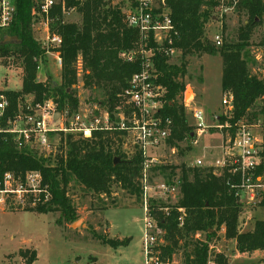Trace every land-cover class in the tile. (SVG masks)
<instances>
[{
	"label": "trees",
	"instance_id": "trees-1",
	"mask_svg": "<svg viewBox=\"0 0 264 264\" xmlns=\"http://www.w3.org/2000/svg\"><path fill=\"white\" fill-rule=\"evenodd\" d=\"M67 6H75L81 15L80 23H51V30L62 38L59 47L62 65L60 80L39 81L36 77L39 62L45 49L34 38L32 23L33 0H13L15 19L6 29H0L4 36L16 39L0 43V56L18 62L22 69L21 87L16 91H0L8 106L1 125L17 113L18 105L25 96H32V105L52 102L56 112L73 114L77 112L79 97L77 88V62L81 63L83 88L101 90L100 104L109 113L115 106L126 107L122 97L123 89L130 76L140 69V60L123 61L119 53L136 48L137 31L127 27L123 21L120 6L104 0H65ZM214 0H166L170 17L177 30L172 45L179 52L180 62L169 63V58L155 52L153 58L157 82L164 92V116L171 118L172 134L167 139L171 146L190 138L192 127L188 123L184 106L178 98L185 84L186 58L192 54L219 55L222 61L221 92L233 97V117L239 119L253 107L254 102L264 93V75L258 76L249 68L250 57L244 54L248 47L253 27L264 16V0H239L236 11L247 15L245 23L238 27L237 40L222 41L220 45L210 42L205 36V25L211 19ZM224 17L220 19L223 22ZM3 36V37H4ZM1 37L0 41L3 39ZM149 46H153L150 43ZM250 58V59H249ZM23 110V109H22ZM225 118L219 116V121ZM59 140L48 153L38 148L18 147L12 135L0 132V177L5 172L22 177L27 172L38 173L41 177L37 194L29 195L26 211L37 213L59 212L66 223L77 220L76 207L68 195L71 180L93 195L109 197L113 183L118 184L142 204L141 161L137 151L125 152L123 132L94 131L89 138L77 133L59 132ZM119 161L114 163V158ZM256 173L264 176V153ZM156 170L168 173V182L176 176L177 199L168 206L161 201L149 202V212L160 230L162 243L154 248V256L161 264H177L173 261L176 251L181 252L179 264H228L223 253L214 252L211 243L220 229L224 237L235 242L239 253L260 251L264 262V217L256 219L250 230L242 231L239 218L243 207L234 189H229L224 177L204 168L165 164ZM47 195V197H45ZM257 205L264 214V189ZM161 208V210H160ZM165 208V210H164ZM97 239L112 248L127 244V238L110 239L97 235ZM31 264L36 259L34 250L22 255Z\"/></svg>",
	"mask_w": 264,
	"mask_h": 264
},
{
	"label": "built area",
	"instance_id": "built-area-1",
	"mask_svg": "<svg viewBox=\"0 0 264 264\" xmlns=\"http://www.w3.org/2000/svg\"><path fill=\"white\" fill-rule=\"evenodd\" d=\"M214 2L210 20L219 22L222 17L236 9L239 0ZM56 9L62 16V22H65V14L76 10L75 6H67L65 0H33L31 30L34 38L45 49V53L53 54L55 63L61 68L59 47L62 38L56 31L51 30V23L57 19V15H53ZM120 11L125 25L137 31L138 44L134 49L120 52L119 58L127 62L140 60V69L130 76L122 92L126 107L117 105L109 113L104 106L99 115L90 118L79 111L69 115L64 112L59 113V119L55 120L57 113L52 102H47V108L39 104L35 107L29 104L26 109L18 107L17 113L7 119L4 127L1 121L8 101L5 95L0 93V132L12 135L18 147L34 146L40 152L46 153L53 149L51 138L55 133H77L89 138L97 130L123 132L124 147L126 146L129 152L137 151L142 157L140 182L141 208L146 214L145 264H161L154 253L153 256L148 253L155 243V235L160 232L149 212V201L152 195L162 197L174 194L177 178L173 177L171 182H156L154 187L151 186V179L154 172L158 171L157 167L172 163L167 160L177 155L178 146H171L167 142L172 134L173 123L171 118L162 113L165 90L157 82L153 58L155 52H161L169 59L176 54L177 49L172 43L177 30L170 17L166 0H128L127 5ZM15 12L13 0H0V29L11 25ZM212 39L215 45H220L219 34H214ZM150 43H153V46H149ZM76 65L78 70L81 69L79 60ZM221 105L222 113L215 116L216 122L212 125L206 123L203 110L192 108V132L190 138L185 140L195 146L209 128L221 132L218 156L204 162L203 155H200L190 163L184 164L186 167L204 168L216 175H222L229 189L235 190L240 202L257 204L264 189V176L256 173L261 154L264 153V93L256 99L245 115L233 122H230L233 117V97L230 93H222ZM220 115L225 118L223 122L219 121ZM40 181V175L35 172H27L22 177L11 172L3 173L0 177V211L27 208L28 196L41 191L38 189Z\"/></svg>",
	"mask_w": 264,
	"mask_h": 264
},
{
	"label": "rangeland",
	"instance_id": "rangeland-1",
	"mask_svg": "<svg viewBox=\"0 0 264 264\" xmlns=\"http://www.w3.org/2000/svg\"><path fill=\"white\" fill-rule=\"evenodd\" d=\"M112 5L124 8L128 0H104ZM213 10V9H212ZM65 22L80 23L81 15L78 11L65 14ZM247 15L236 10L224 16L223 22L209 20L205 25V36L213 42L214 34H219L222 41L234 42L237 40L238 27L245 23ZM253 27L249 38V46L244 49V54L250 57L249 68L252 73L264 75V16ZM0 32V39L3 37ZM34 36V34H33ZM169 63L180 62L179 52L169 59ZM60 67L55 63L53 54L45 53L37 67V79L39 81L60 80ZM221 71L222 61L219 55L192 54L186 58V74L182 78L185 89L178 98L184 106L188 123L192 125L190 115L192 108L204 111L206 123L212 125L216 122L215 116L221 114ZM22 69L18 62L12 59L6 60L0 56V91H16L21 87ZM81 69H77L79 87L77 95L79 106L77 111L86 114L87 117L99 115L103 105L101 90L83 88L81 81ZM187 88L189 89L186 92ZM32 104V96L27 95L18 107H26ZM47 102L41 106L45 108ZM33 107L36 104L32 105ZM56 112V111H55ZM55 120L59 119L56 112ZM221 132L208 129L207 133L193 146L185 141L177 148V155L170 158L171 165L190 163L195 157L203 155L204 162H209L218 156V146L221 143ZM59 140L58 133L51 138L52 148ZM125 152H129L123 145ZM168 173L155 171L151 186L156 182H168ZM157 194V192H156ZM68 195L76 207L77 220L73 226L64 221H58L59 212L37 213L26 211V208L18 210L10 208L0 211V264H29L22 255H29L32 250L36 253V259L31 264H145L146 253L144 245L146 214L141 204L135 201V197L113 183L109 197L96 196L84 190L75 180H71ZM152 195V194H151ZM29 198V196H28ZM172 206L177 199V187L170 196H151L152 200ZM149 201V202H150ZM243 213L239 218V227L242 231L250 230L256 219L264 217L262 209L257 204L241 201ZM30 204L28 205L29 208ZM97 235L110 239L122 240L127 238V244L112 248L102 244ZM162 243L160 232L155 235L153 248L149 250V256H153L154 248ZM214 252L223 253L228 264H264L262 253H239L233 240L224 237L223 229L217 232L216 238L211 243ZM174 263L182 262L180 251L173 255Z\"/></svg>",
	"mask_w": 264,
	"mask_h": 264
},
{
	"label": "water",
	"instance_id": "water-1",
	"mask_svg": "<svg viewBox=\"0 0 264 264\" xmlns=\"http://www.w3.org/2000/svg\"><path fill=\"white\" fill-rule=\"evenodd\" d=\"M14 39H16L15 36H12V37H10V36H4L3 39L0 41V43L3 44V43H6V42H8V41H12V40H14ZM188 90H189V89L187 88V90H186L185 93H187ZM118 161H119V158H118V157L114 158V163H116V162H118ZM78 222H79V220H76L75 222H73V223L71 224V226L77 224Z\"/></svg>",
	"mask_w": 264,
	"mask_h": 264
}]
</instances>
